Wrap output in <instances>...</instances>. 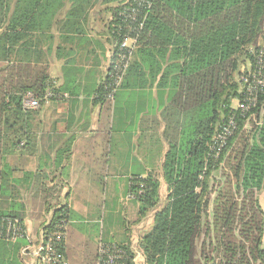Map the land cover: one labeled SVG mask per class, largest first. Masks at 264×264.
Listing matches in <instances>:
<instances>
[{
  "label": "trees",
  "instance_id": "trees-1",
  "mask_svg": "<svg viewBox=\"0 0 264 264\" xmlns=\"http://www.w3.org/2000/svg\"><path fill=\"white\" fill-rule=\"evenodd\" d=\"M101 1L110 6L102 4L96 13ZM14 13L21 15L10 21ZM0 14L8 21L0 32L1 159L29 150V121L38 110L23 107L26 94L39 108L48 91L54 97L77 94L71 62L64 63V82L55 89L48 67L40 64L41 44L52 42L56 34L70 44L81 41L91 19L109 15L105 30L111 62L93 92L95 101L107 102L106 88L126 38L134 44L114 100L121 88L142 85H130L136 75L157 80L165 100L161 136L166 151L159 177L133 175L126 190V197L138 205V220L153 215L151 230L138 242L144 261L264 264L259 202L264 189V0H2ZM61 51L55 49L57 59ZM226 128L230 133L219 147L217 138ZM10 173L4 164L0 202L6 207L0 220H17L25 228L26 207L13 200L14 191L5 185ZM160 180L167 192L164 203ZM29 194L40 213L52 214L33 244L41 234L65 227V239L54 243L63 259L72 212L63 203L62 191L39 185ZM27 245L24 238H0V255L10 259L13 250ZM100 246L121 252L119 264H134L130 245L103 241L91 264L105 260Z\"/></svg>",
  "mask_w": 264,
  "mask_h": 264
},
{
  "label": "crops",
  "instance_id": "crops-1",
  "mask_svg": "<svg viewBox=\"0 0 264 264\" xmlns=\"http://www.w3.org/2000/svg\"><path fill=\"white\" fill-rule=\"evenodd\" d=\"M55 36L52 42L41 44L40 64L48 67L56 89L64 82V63L71 62L77 94L63 93L36 109L29 121V150L0 158V174L4 164L9 166L11 173L5 185L14 191L17 202L18 192H30L39 185L60 189L63 203L72 212L63 260L66 264H91L100 241L128 244L134 249L153 226L152 214L138 220V205L127 199L126 190L131 176L160 173L166 151L161 136L165 100L157 80L136 75L130 85L141 86H126L118 91L114 102L97 103L93 92L102 83L112 54L105 24L91 19L86 38L73 44ZM56 48L62 50L59 59ZM27 201L28 205L22 201L25 228L35 240L42 232L35 223L41 220L44 224L52 214L40 213L30 194ZM1 203L0 211L6 207ZM0 264L40 263L23 250H13L10 259L0 255ZM137 264L147 263L143 259Z\"/></svg>",
  "mask_w": 264,
  "mask_h": 264
},
{
  "label": "built area",
  "instance_id": "built-area-1",
  "mask_svg": "<svg viewBox=\"0 0 264 264\" xmlns=\"http://www.w3.org/2000/svg\"><path fill=\"white\" fill-rule=\"evenodd\" d=\"M131 15H135L134 10H132ZM133 44V38H126L120 44V55L118 56L119 64L115 69L111 84L106 88L104 96V99L107 102L111 103L114 100V94L119 88L127 69ZM57 97L59 96L54 97V95L48 91L43 99V105L48 104V102ZM22 105L27 110H36L40 106L39 102L31 94H26L24 96ZM230 125L231 127L233 126L231 123ZM230 128H226L223 133L218 136L217 140L219 147L224 145L225 138L230 133ZM127 199L133 200V197L128 196ZM64 229L65 227H58L53 232H45L44 236L41 234L39 242L35 245L32 242V238L27 234L26 228H23L17 220H0V238H5L10 241L24 238L28 245L23 249V252L28 251V254L40 264H66V262L54 250V243L65 239ZM99 252L102 259L105 258V260L96 264H119V260L122 259L121 252H118L117 250H108L104 246H100Z\"/></svg>",
  "mask_w": 264,
  "mask_h": 264
},
{
  "label": "rangeland",
  "instance_id": "rangeland-1",
  "mask_svg": "<svg viewBox=\"0 0 264 264\" xmlns=\"http://www.w3.org/2000/svg\"><path fill=\"white\" fill-rule=\"evenodd\" d=\"M0 1H2V0H0ZM102 4H104L105 5V7H108V6H110V5H108V4H105V3H102V1L100 2V5H97V7L96 8H102L103 7V5ZM19 15H21V13H14L13 15H11V17H10V21L11 20H13L14 18H16V17H18ZM96 18H100L101 20H99V21H101L102 23H104V24H106V22H107V17L105 16V15H103V17H102V15H97L96 16ZM108 18H109V16H108ZM7 23H8V21H7ZM7 23L5 24V18H4V15L3 14H0V32L1 31H3V29L5 28V26L7 25ZM5 24V25H4ZM264 43V38H262L261 40H260V44H263ZM236 106V103H233V107H235ZM156 176L157 177H159V174H156ZM161 182H162V180H160ZM162 195H161V200H164V198H165V191H164V189H165V185H164V183L162 182ZM27 194H29V192L28 191H22V192H18V200L20 201V202H25L26 204L28 203V201H27ZM259 202H260V207H261V210H262V212H263V216H264V189L259 193ZM28 205V204H27ZM35 224H38L37 226H40V228H41V226H42V224H43V221H41L40 220V222H37V223H35ZM39 228V227H38ZM28 234V233H27ZM34 239H32V241H33ZM264 245V244H263ZM133 251H134V253H135V259H134V264H137L138 262H139V260L141 261V260H143V258H144V254H143V252H142V250L139 248V245L137 244V246L136 247H134V249H132Z\"/></svg>",
  "mask_w": 264,
  "mask_h": 264
}]
</instances>
